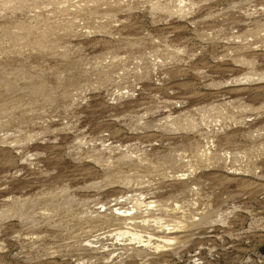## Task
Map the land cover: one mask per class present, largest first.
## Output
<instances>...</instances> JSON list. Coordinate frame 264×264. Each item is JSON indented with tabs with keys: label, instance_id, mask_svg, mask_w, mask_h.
I'll list each match as a JSON object with an SVG mask.
<instances>
[{
	"label": "rangeland",
	"instance_id": "1",
	"mask_svg": "<svg viewBox=\"0 0 264 264\" xmlns=\"http://www.w3.org/2000/svg\"><path fill=\"white\" fill-rule=\"evenodd\" d=\"M0 264H264V0H0Z\"/></svg>",
	"mask_w": 264,
	"mask_h": 264
},
{
	"label": "bare ground",
	"instance_id": "2",
	"mask_svg": "<svg viewBox=\"0 0 264 264\" xmlns=\"http://www.w3.org/2000/svg\"><path fill=\"white\" fill-rule=\"evenodd\" d=\"M120 209L116 212V214H120V215H124V216H128V215H130L131 214V212H128V209L127 208H125V209H123L122 207H119ZM168 232H171V231H168ZM126 233H130V231H125V232H120V234L119 235H121V234H126ZM131 233H133V232H131ZM132 235H134V236H136L137 238H140L142 235H140V234H137L136 232L135 233H133ZM152 237H153V239H155V238H158L159 239V237H164V241H166V242H171V238H167V237H165V236H158V237H154L153 235H150V239L148 238L146 241H148V242H150V240L152 239ZM161 239V238H160ZM156 240V239H155ZM139 241H142L141 239L139 240ZM157 241H159V240H157ZM158 247L160 246V244L159 245H157Z\"/></svg>",
	"mask_w": 264,
	"mask_h": 264
}]
</instances>
